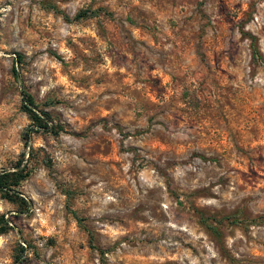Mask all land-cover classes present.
Here are the masks:
<instances>
[{
    "label": "rangeland",
    "instance_id": "1",
    "mask_svg": "<svg viewBox=\"0 0 264 264\" xmlns=\"http://www.w3.org/2000/svg\"><path fill=\"white\" fill-rule=\"evenodd\" d=\"M5 171L0 264H264V0H0Z\"/></svg>",
    "mask_w": 264,
    "mask_h": 264
},
{
    "label": "trees",
    "instance_id": "2",
    "mask_svg": "<svg viewBox=\"0 0 264 264\" xmlns=\"http://www.w3.org/2000/svg\"><path fill=\"white\" fill-rule=\"evenodd\" d=\"M95 14H97V12L82 11V12H79L75 16V18L88 17L90 15H95ZM253 52H255L254 49H253ZM16 62L18 61L16 60ZM13 74L17 75L15 70H13ZM32 106H33V100L30 96H27V103L23 106V108L25 109L26 112H28L29 115H31L32 119L41 121L42 119L38 117L35 112H33L32 108H30ZM45 116L48 118L47 114H45ZM20 180H21L20 176H18L16 172H6L5 171L3 172V174L0 175V193L3 196V198H5L11 203H18L16 198L12 196L11 194H9V189L10 187H14L18 185ZM20 201H21L20 203L24 202L22 199H20Z\"/></svg>",
    "mask_w": 264,
    "mask_h": 264
}]
</instances>
